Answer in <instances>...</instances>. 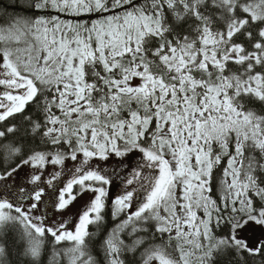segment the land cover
Masks as SVG:
<instances>
[{
	"label": "snow or ice",
	"instance_id": "obj_1",
	"mask_svg": "<svg viewBox=\"0 0 264 264\" xmlns=\"http://www.w3.org/2000/svg\"><path fill=\"white\" fill-rule=\"evenodd\" d=\"M0 264H264V0L0 4Z\"/></svg>",
	"mask_w": 264,
	"mask_h": 264
},
{
	"label": "trees",
	"instance_id": "obj_2",
	"mask_svg": "<svg viewBox=\"0 0 264 264\" xmlns=\"http://www.w3.org/2000/svg\"><path fill=\"white\" fill-rule=\"evenodd\" d=\"M0 4H3L5 7L8 6L9 0H0ZM256 235V234H255ZM251 236H253V233H251ZM257 236V235H256Z\"/></svg>",
	"mask_w": 264,
	"mask_h": 264
},
{
	"label": "rangeland",
	"instance_id": "obj_3",
	"mask_svg": "<svg viewBox=\"0 0 264 264\" xmlns=\"http://www.w3.org/2000/svg\"><path fill=\"white\" fill-rule=\"evenodd\" d=\"M116 192H119V188L116 189ZM251 233H253V232H252V231H249V232L247 233V235L251 237ZM255 234H256L258 237L261 235L260 231H256Z\"/></svg>",
	"mask_w": 264,
	"mask_h": 264
}]
</instances>
